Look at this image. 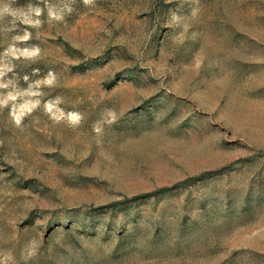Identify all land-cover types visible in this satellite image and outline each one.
<instances>
[{
  "label": "rangeland",
  "instance_id": "374dc122",
  "mask_svg": "<svg viewBox=\"0 0 264 264\" xmlns=\"http://www.w3.org/2000/svg\"><path fill=\"white\" fill-rule=\"evenodd\" d=\"M0 264H264V0H0Z\"/></svg>",
  "mask_w": 264,
  "mask_h": 264
},
{
  "label": "trees",
  "instance_id": "16d2710c",
  "mask_svg": "<svg viewBox=\"0 0 264 264\" xmlns=\"http://www.w3.org/2000/svg\"><path fill=\"white\" fill-rule=\"evenodd\" d=\"M149 195H150V194H149ZM141 197H143V196H140V197H136V198H134V199L136 200V199H139V198H141Z\"/></svg>",
  "mask_w": 264,
  "mask_h": 264
}]
</instances>
